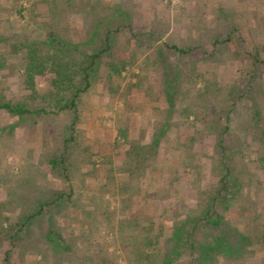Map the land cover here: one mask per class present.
Wrapping results in <instances>:
<instances>
[{"label":"rangeland","instance_id":"rangeland-1","mask_svg":"<svg viewBox=\"0 0 264 264\" xmlns=\"http://www.w3.org/2000/svg\"><path fill=\"white\" fill-rule=\"evenodd\" d=\"M8 1L0 0V5ZM103 1L119 4V10H128L131 25L119 26V32L115 34L116 44L110 52L112 55L102 54L103 62L99 65L97 75L92 78L90 87L79 94L76 109L55 115L59 124L73 120L76 125V131L64 133L58 142V145L63 143L59 155L55 156L58 164L47 162L43 173L44 184L60 191L64 190L65 195L52 197L56 201L50 205L48 202L45 208L40 210L37 202H41L43 198L48 201L46 197L31 194L21 199L18 195L9 197L7 193L11 186L14 185L13 187L20 191L18 182H22L20 178L25 174L17 169V163L11 162L9 169L4 172L3 164L8 162L1 141L0 264H26L25 260L20 259L21 255L30 249L36 251L37 248L44 247L35 240L36 236H39L41 241L51 243V237L54 238L53 233L48 231L51 223H119V220L123 219L122 214L129 209L125 207L128 203L130 209L136 212L152 214L151 217L155 219L154 226L161 224L167 232L172 223L184 219L186 209L199 210L208 205L207 195L209 192L214 195V190L219 186L217 175L209 170L211 159L208 156L211 154L193 161L198 164L205 163V167L201 165L199 170L191 167L188 174L178 173L176 178L174 176L175 181L169 185L167 191L165 178L173 179L171 176L175 174L169 172L172 166L182 168L179 164L184 162V156L180 153L184 149L179 143L185 142L187 134L196 128L208 131L212 126L217 131L216 128L220 124H215L217 117L222 125L229 106L228 95L232 93V89L244 86L248 81L249 74L245 71L251 67L252 55L259 51L258 59L264 61V0ZM19 2L24 7V18L19 22L14 20L17 15H10L9 19L14 24L10 29L13 32L35 34V31L31 30L34 28L31 13L42 15L37 16L36 19L40 20L37 22L47 21L50 15L49 0ZM196 12L202 20V26H199V21L197 23ZM65 16L73 41H84L88 30L84 26L81 13L76 11ZM120 23L121 20L119 25ZM0 27L9 28L7 21L2 20ZM178 47L185 49L184 52H179ZM82 48L87 50L90 46L86 44L82 45ZM112 58L119 59V66L124 65L119 74H108L110 67L108 68L107 64ZM143 63L146 66H143ZM259 66L258 78L262 83V92L257 99L264 124V65ZM1 73L4 72L0 71V76ZM51 77L52 74H46L34 79L38 89L34 98L21 97L28 92L23 90L24 83L18 77H0V93L3 97L5 95L6 99L23 101L33 109L42 102L40 94L51 88ZM208 80L216 84L214 90L218 91L217 94L206 93L205 82ZM168 81L171 84H167ZM4 87H13V96L4 94ZM248 102L243 98L238 106L233 107L232 116L239 117V121L237 119L232 122L233 134L237 133L235 130H239L235 129V126L249 116ZM195 114L198 119L203 115L204 118L189 128L187 122L192 121ZM161 123H164L162 132L159 130ZM104 129H107L111 144L109 147L101 144L98 139L84 143V136L94 137ZM39 133L41 134V130ZM160 137L162 138L159 139ZM175 137L178 140H175ZM154 138L156 155L149 160L146 171L138 173L136 164L127 155L132 151L131 144L150 145ZM195 140L198 141L196 147L200 152L210 153L209 146L214 140L213 135L204 136L198 133ZM98 152L111 154L102 158ZM95 167L96 175L93 173L88 177L91 169L94 170ZM115 167L119 170L115 171ZM4 173L16 175V180L11 176L5 177ZM189 179L191 187L186 185ZM126 182L139 187L134 189L135 192L139 190V194H147L146 196L157 192L156 197L152 196L149 201L141 203L138 192L134 194L129 188L121 189L120 185H125ZM32 187L34 188V185ZM50 187H44V190L47 191ZM89 188L97 190L98 193L92 196L77 194L84 189L90 192ZM158 189L162 192H158ZM28 191L36 192L33 189ZM31 202H36V205H29ZM228 204L225 216L228 220L237 222V209L241 207L242 202L237 198L235 202L232 199ZM99 207L100 211L97 212L95 209ZM104 209L113 212L109 218L101 211ZM119 224L124 226L128 223ZM136 230L134 226H126L122 232L119 230L120 251L115 252V258L107 254L112 264H130L128 259L133 261L136 252L132 242ZM106 237L116 246V232ZM56 242L59 243L57 239ZM111 244L110 247L113 248ZM52 250L49 245L46 256L51 255ZM187 256L188 254L182 255L176 264H187ZM39 261L45 264H78L77 260H70L66 255L58 263L50 259V256L49 259L41 258Z\"/></svg>","mask_w":264,"mask_h":264},{"label":"trees","instance_id":"trees-1","mask_svg":"<svg viewBox=\"0 0 264 264\" xmlns=\"http://www.w3.org/2000/svg\"><path fill=\"white\" fill-rule=\"evenodd\" d=\"M22 8L24 7L19 0H9L0 5V22L7 21L9 26L0 27V71L18 72L24 83L23 90L28 91L21 97L34 98L37 95L38 89L34 82L37 75L52 74L51 88L40 94L42 102L33 109L23 101L6 99L0 93V108L21 117L29 113L48 115L76 109L79 94L90 87L92 78L97 75L99 65L103 62L102 54L112 55L110 52L116 44L115 34L119 32V26L131 25L128 10H119V4L103 0H49L50 15L47 21L37 22L40 20L36 18L42 15L31 13L35 28L31 30L35 34H30L10 29L14 24L9 16L17 15L19 19L14 20L21 22L24 18ZM76 11L81 13L88 30L84 41L79 42L73 41L65 22V15ZM119 20L122 22L120 25ZM215 43L216 39L213 41L214 45ZM86 44L90 46L87 50L82 48ZM177 50L184 52L185 49L178 47ZM258 54L259 51L252 55L251 67L245 71L249 74L246 85L232 89V93L228 95L229 106L222 125L217 117L215 124L220 123L217 131L212 126L208 131L196 128L187 134L185 142L179 143L184 149L180 153L184 156V162L179 164L182 168L178 169L174 165L169 169L171 174H175L171 178H176L178 173L188 174L191 167L199 170L201 165L206 166L205 163H193L195 159L211 154L208 156L211 159L209 170L217 175L219 186L214 190V195L210 192L207 195L209 204L202 206V210L186 209L184 219L172 223L167 232L161 224L154 226L152 214L136 212L130 209V203L126 204L125 207L129 209L122 214L123 219L119 223L128 224H119V230L124 231L126 226L137 228L132 242L136 255L133 261L128 259L130 264H176L184 254H188L187 264H264V124L257 99L262 92V83L258 78L259 64L264 65V61L258 59ZM107 65L110 67L109 75L119 74L124 68V65L119 66V59L116 58H112ZM143 66H146L145 63ZM167 84H171L170 81ZM214 84L211 80L205 82L207 94H217ZM243 98L250 103L247 105L250 113L246 120L235 126L239 130H235L237 133L233 134L232 122L237 119L239 121V117L232 116L233 107L238 106ZM203 118L204 115L199 119ZM199 119L195 114L192 121L187 120L188 127L200 122ZM160 126L159 130L162 132L164 123ZM198 133L214 136L209 146L210 153L197 149L198 141L195 136ZM176 137L175 140H178ZM155 140L156 138L152 139L150 145L131 144L132 151L127 155L136 164L138 173L146 171L149 160L156 155ZM52 162L58 164L57 160ZM174 178H165L166 191L174 183ZM186 185L191 187L190 179ZM120 186L121 189L129 188L134 194L139 191L135 192L134 189L139 187L130 183ZM157 191L162 192L161 189ZM139 193L141 203L157 194L155 192L154 195L146 196L147 194ZM237 198L242 205L237 209V222H232L225 216V211L230 200L235 202ZM47 204L48 201L39 204V210ZM96 210L100 211V207ZM103 212L108 218L113 213ZM257 253L262 255L258 256Z\"/></svg>","mask_w":264,"mask_h":264},{"label":"crops","instance_id":"crops-1","mask_svg":"<svg viewBox=\"0 0 264 264\" xmlns=\"http://www.w3.org/2000/svg\"><path fill=\"white\" fill-rule=\"evenodd\" d=\"M197 12L195 17L197 19V23L199 21V26H200L202 24L201 23L202 20H200L201 18L199 17ZM189 14H195V13L189 12ZM1 74L2 76L0 77L3 79H8V77L11 78L14 76L15 79H17L18 77L22 81L18 72H6V73L4 72ZM38 76L39 75H37L36 77ZM3 92L4 94H10V96H13V93H15L13 87L12 88L4 87ZM26 92L28 91L26 90ZM60 114L61 113L48 114L45 117H43L41 115L39 116L38 114L29 113L24 115V117H21L19 114H14L9 110L0 108V118L2 119L0 122L3 123V125H0V144L2 142L4 144L3 152L7 156L6 161L8 162L7 164H3L4 172L9 169V163L11 162L12 164L17 163V167H18L17 169L22 170L25 174L20 178L22 182H18L19 186H21L20 191H18L17 187H13L14 185L11 186L10 191H8L7 193L9 197L18 195L21 199L24 196L25 197L30 196L31 194L32 196L46 197L48 199V202L50 201L51 203L54 197L65 195V193H63L64 190L60 191V189L57 190L58 188L50 187L49 184H44V177H43L45 176V174H43L45 164L47 162L54 161L55 156L57 154L59 155L58 152H60L63 147V143L62 145H58V142L63 136V134L68 131L70 132L76 131V125L74 124L73 120L72 121L67 120L64 124L57 123V117L55 115L58 116ZM40 130H41V134L39 133ZM106 132L107 129H104V130H100L98 132V135L94 137L84 136V138L86 139L84 143L88 142L89 140L93 141L98 139L101 140V144H106V146L109 147L111 144L110 141L108 140V136ZM48 149L49 151H47ZM98 154L103 158V157H107L111 153L102 154L98 152ZM46 155L49 156L46 157ZM96 169H97L96 167L94 170L91 169V172L89 173L88 177L90 175H93V173L97 171ZM116 170L119 169L115 167V171ZM94 174L96 175V173ZM4 176L5 177L11 176L15 179L16 175H12L11 173L10 174L4 173ZM32 185H34V188L32 187ZM15 186H17V184H15ZM12 187L14 189H12ZM44 187H50V188L46 189L47 191H45ZM29 189H33L36 192L35 193L30 192L28 191ZM89 190L90 192L87 189H84L83 191H80L77 194H85V196L87 195L92 196V194L95 195L98 193L97 190L90 188ZM110 195H112V197L114 196L112 192ZM44 200L45 199L43 198L41 202L42 203L45 202ZM41 202H37L38 205L39 203L41 204ZM32 204L33 202H31V204L29 205ZM33 205H36V202ZM39 208L40 206H38V209ZM30 209H35V208H30ZM105 210L106 209L101 211H105ZM51 224L52 225L49 226L50 230H48L51 231L53 233L52 236H54V238L51 237L52 240L51 243L41 241L39 239V236H36L35 240H37L40 244H43L44 247H42L41 249L37 248L36 251L30 249L26 253L21 255L20 259L25 260L26 264L28 262L30 264H45L44 262L41 263L39 260H41V258L42 260L49 259V256L50 259L58 263L65 258V255L70 260L73 259L77 260L78 264H112L109 257H107V254L115 258L116 255L114 254H116L115 252L119 250V237H118L119 223L84 222V223H51ZM113 232H116V235L118 237V239L116 240V246L112 245L110 239L106 237L108 234H112ZM55 238L59 241V243L56 242ZM48 240L49 239L47 238V241ZM110 244L111 246H113L114 249L110 247ZM49 245L51 246V248H53V250L55 248V250L51 251V255L49 254L46 256L45 253ZM63 264H77V263L65 262Z\"/></svg>","mask_w":264,"mask_h":264}]
</instances>
